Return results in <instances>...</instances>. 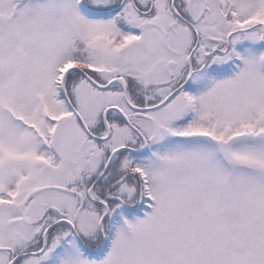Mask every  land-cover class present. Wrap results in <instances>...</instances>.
I'll use <instances>...</instances> for the list:
<instances>
[{
    "label": "snow or ice",
    "instance_id": "obj_1",
    "mask_svg": "<svg viewBox=\"0 0 264 264\" xmlns=\"http://www.w3.org/2000/svg\"><path fill=\"white\" fill-rule=\"evenodd\" d=\"M0 264H264V0H0Z\"/></svg>",
    "mask_w": 264,
    "mask_h": 264
}]
</instances>
